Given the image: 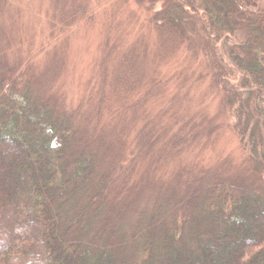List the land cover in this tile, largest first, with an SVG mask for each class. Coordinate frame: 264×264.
<instances>
[{"label": "trees", "instance_id": "1", "mask_svg": "<svg viewBox=\"0 0 264 264\" xmlns=\"http://www.w3.org/2000/svg\"><path fill=\"white\" fill-rule=\"evenodd\" d=\"M2 1L15 9L0 38V264H264V0H136L161 3L144 19L160 58L183 47L204 68L245 153L244 177L205 184L184 84L166 96L167 80L145 76L124 23L103 30L66 103V33L94 10L68 0L42 34Z\"/></svg>", "mask_w": 264, "mask_h": 264}, {"label": "rangeland", "instance_id": "2", "mask_svg": "<svg viewBox=\"0 0 264 264\" xmlns=\"http://www.w3.org/2000/svg\"><path fill=\"white\" fill-rule=\"evenodd\" d=\"M10 1L23 8L19 14V23L31 24L32 22L36 30L45 34L51 25V21L61 16L62 12H66L63 8L66 7L68 0H58L56 7L52 6L53 3L51 4L50 2L53 0ZM82 1L88 3V12L94 10V17L90 22H81L76 26H71L66 33V53L64 52L63 59L64 61L66 59L67 68L60 83V91L65 96V102L73 101L75 104L78 91L81 89L80 84L83 77L89 76L94 72L93 63L98 57L103 30L108 28L114 32L119 22L124 23L118 29L119 34L126 40L127 44L132 40L129 45L135 47V56L145 76L155 73L153 76L160 77L157 80H167L164 88L166 96H169L177 87L184 84L182 90L187 92L186 101L188 102L186 113H192L193 118L202 120V131H193L197 137L196 141L198 140V143L200 142L205 145L200 153V158L197 159L201 168H205L201 177V184L228 176H235L234 178H239V176L244 177L247 174L245 153L242 151L237 135L228 127L229 117L223 110L220 99L212 93L208 80L201 77L205 74L204 68L196 62L186 63L188 61H184L186 53L183 47L176 49L174 53H170L169 58H160L159 56L157 45L155 44V33L149 25L145 24L144 19L148 15V11L159 9L161 3L150 2V4H147L149 8L146 11L145 5L138 3L136 0H126L124 2L122 0ZM19 3L24 4L26 7L21 6ZM143 3L146 4L147 2L143 1ZM72 4L73 2L70 3V5ZM1 5L0 38L7 35L11 30L10 22L13 18L11 17V12L12 9H15V7L3 1ZM32 14L33 17L31 16ZM252 24L263 28L258 21H252ZM28 26L26 25L25 28ZM39 36L40 33L36 37V41L42 40ZM43 56L44 52L39 54L35 60L42 62ZM183 78L186 79L184 83H182ZM145 90L142 89L141 91L144 92ZM158 93L160 92L158 91ZM156 99L153 98L159 104V101ZM123 105L125 106L126 102ZM151 109L154 110V107ZM197 150L198 145L185 151L181 163L187 164ZM8 153V160L11 161L18 155L16 150H11ZM4 163H6V160L2 161L0 157V166ZM14 172L10 171L6 176L8 175L9 178ZM0 188H2L1 184ZM149 204L147 202L137 203L136 207H148ZM21 228V230L28 232V229H25L24 225ZM231 258L229 256L223 261L231 264ZM171 259L173 258L169 260Z\"/></svg>", "mask_w": 264, "mask_h": 264}, {"label": "bare ground", "instance_id": "3", "mask_svg": "<svg viewBox=\"0 0 264 264\" xmlns=\"http://www.w3.org/2000/svg\"><path fill=\"white\" fill-rule=\"evenodd\" d=\"M19 4H20V3H19ZM24 4L26 5L25 1H24ZM24 4H22V5H24Z\"/></svg>", "mask_w": 264, "mask_h": 264}]
</instances>
